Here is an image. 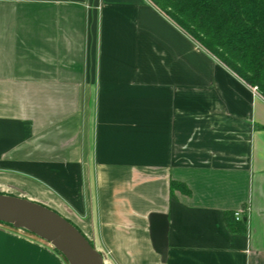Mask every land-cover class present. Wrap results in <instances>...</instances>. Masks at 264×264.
I'll list each match as a JSON object with an SVG mask.
<instances>
[{
  "label": "crops",
  "instance_id": "0c3cea01",
  "mask_svg": "<svg viewBox=\"0 0 264 264\" xmlns=\"http://www.w3.org/2000/svg\"><path fill=\"white\" fill-rule=\"evenodd\" d=\"M0 193L121 264H264V98L149 0H0ZM8 228L0 264H67Z\"/></svg>",
  "mask_w": 264,
  "mask_h": 264
},
{
  "label": "trees",
  "instance_id": "16d2710c",
  "mask_svg": "<svg viewBox=\"0 0 264 264\" xmlns=\"http://www.w3.org/2000/svg\"><path fill=\"white\" fill-rule=\"evenodd\" d=\"M149 1L264 98V0ZM225 222L233 232L245 230L231 213Z\"/></svg>",
  "mask_w": 264,
  "mask_h": 264
},
{
  "label": "water",
  "instance_id": "95a60500",
  "mask_svg": "<svg viewBox=\"0 0 264 264\" xmlns=\"http://www.w3.org/2000/svg\"><path fill=\"white\" fill-rule=\"evenodd\" d=\"M0 223L25 230L48 242L69 264H105L103 254L70 220L54 209L28 198L0 193ZM167 215L151 216L156 250L167 257Z\"/></svg>",
  "mask_w": 264,
  "mask_h": 264
},
{
  "label": "rangeland",
  "instance_id": "374dc122",
  "mask_svg": "<svg viewBox=\"0 0 264 264\" xmlns=\"http://www.w3.org/2000/svg\"><path fill=\"white\" fill-rule=\"evenodd\" d=\"M0 224H3V225H5V226H7V227H9L8 229L9 230H12V231H16V232H19V233H21V234H24V235H26V236H28V237H30V238H32V239H36V240H38V241H43L44 243H47L45 240H42V239H40L39 237H37V236H35L34 234H31V233H29V232H27V231H25V230H19V229H14L12 226H9V225H7V224H4V223H0ZM52 249H54L53 247H51ZM55 250V249H54ZM102 254H103V256L105 257V259H106V264H121L120 263V261L119 260H117V258H116V256H115V254L113 253V251H111V250H101L100 251ZM57 253L66 261V263L67 264H69L68 262H67V260L57 251Z\"/></svg>",
  "mask_w": 264,
  "mask_h": 264
},
{
  "label": "built area",
  "instance_id": "2783aa9c",
  "mask_svg": "<svg viewBox=\"0 0 264 264\" xmlns=\"http://www.w3.org/2000/svg\"><path fill=\"white\" fill-rule=\"evenodd\" d=\"M235 217L237 219H241L242 218V210H238L235 212ZM5 224V223H4ZM8 225V224H7ZM10 226V225H9Z\"/></svg>",
  "mask_w": 264,
  "mask_h": 264
}]
</instances>
